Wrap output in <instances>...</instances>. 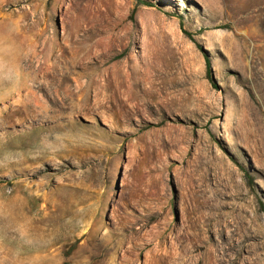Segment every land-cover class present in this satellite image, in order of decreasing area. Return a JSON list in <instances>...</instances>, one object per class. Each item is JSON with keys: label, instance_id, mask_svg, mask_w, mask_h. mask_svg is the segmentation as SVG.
<instances>
[{"label": "rangeland", "instance_id": "1", "mask_svg": "<svg viewBox=\"0 0 264 264\" xmlns=\"http://www.w3.org/2000/svg\"><path fill=\"white\" fill-rule=\"evenodd\" d=\"M0 47V264H264V0H0Z\"/></svg>", "mask_w": 264, "mask_h": 264}, {"label": "clouds", "instance_id": "2", "mask_svg": "<svg viewBox=\"0 0 264 264\" xmlns=\"http://www.w3.org/2000/svg\"><path fill=\"white\" fill-rule=\"evenodd\" d=\"M5 57L6 50L0 47V81H13L19 79V70ZM21 234L23 235V232Z\"/></svg>", "mask_w": 264, "mask_h": 264}, {"label": "bare ground", "instance_id": "3", "mask_svg": "<svg viewBox=\"0 0 264 264\" xmlns=\"http://www.w3.org/2000/svg\"><path fill=\"white\" fill-rule=\"evenodd\" d=\"M89 23H90V22H89ZM79 31H80L79 28H78V30H75L76 33H79ZM91 31H92V29H91V28H88V29L85 30V34H88V33H90ZM73 34H74V31H73V30H71V32L68 33V35H69V36L71 35L72 37H73ZM84 38H85V37H84ZM82 41H83V40L81 39L80 42H82ZM88 52H90V51H88ZM79 58H80V57H79ZM74 63H75L74 65H76L77 62L75 61ZM76 66H77V65H76Z\"/></svg>", "mask_w": 264, "mask_h": 264}, {"label": "trees", "instance_id": "4", "mask_svg": "<svg viewBox=\"0 0 264 264\" xmlns=\"http://www.w3.org/2000/svg\"><path fill=\"white\" fill-rule=\"evenodd\" d=\"M206 65H207V70H208V77L212 80V76H211V63H210V60L208 58L206 59Z\"/></svg>", "mask_w": 264, "mask_h": 264}]
</instances>
